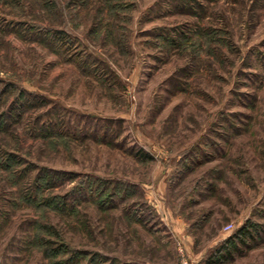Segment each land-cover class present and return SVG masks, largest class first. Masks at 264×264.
Listing matches in <instances>:
<instances>
[{"label":"rangeland","instance_id":"rangeland-1","mask_svg":"<svg viewBox=\"0 0 264 264\" xmlns=\"http://www.w3.org/2000/svg\"><path fill=\"white\" fill-rule=\"evenodd\" d=\"M183 255L264 264V0H0V264Z\"/></svg>","mask_w":264,"mask_h":264},{"label":"trees","instance_id":"trees-1","mask_svg":"<svg viewBox=\"0 0 264 264\" xmlns=\"http://www.w3.org/2000/svg\"><path fill=\"white\" fill-rule=\"evenodd\" d=\"M238 233H240V235L242 236V234H245V231H244V228H240L239 230H238ZM67 243H65L64 242V245H66ZM66 246H68V245H66ZM231 246V245H230ZM229 246V247H230ZM221 250V249H220ZM220 254L222 253V251L221 252H219ZM75 262L76 261H74V257L73 256H69V257H64V259H61V260H58V264H75ZM78 264V263H77Z\"/></svg>","mask_w":264,"mask_h":264},{"label":"built area","instance_id":"built-area-1","mask_svg":"<svg viewBox=\"0 0 264 264\" xmlns=\"http://www.w3.org/2000/svg\"><path fill=\"white\" fill-rule=\"evenodd\" d=\"M230 227H231L230 225L225 226V228H230ZM181 264H191V263H190L189 259L186 258V257L183 255V258H182V260H181Z\"/></svg>","mask_w":264,"mask_h":264}]
</instances>
